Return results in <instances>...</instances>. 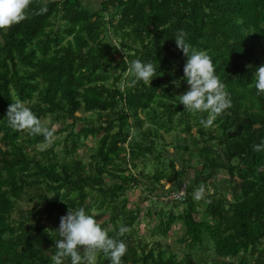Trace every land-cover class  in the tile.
Masks as SVG:
<instances>
[{
	"label": "trees",
	"instance_id": "1",
	"mask_svg": "<svg viewBox=\"0 0 264 264\" xmlns=\"http://www.w3.org/2000/svg\"><path fill=\"white\" fill-rule=\"evenodd\" d=\"M181 30L212 57L226 86L232 106L220 114L179 101L172 81L187 60L174 38ZM136 59L156 65L150 83H133ZM261 64L264 0H101L99 9L84 0H32L24 20L0 30V264H53L60 217L82 206L97 219L94 209L109 214L99 221L126 242L121 264H264V147H254L264 144V93L255 88ZM17 99L44 127L60 124L51 141L9 125ZM172 132L184 144L174 145L180 160L165 162ZM84 148L91 151L83 156ZM151 156L154 173L146 171ZM164 178L175 189L188 182L186 200L175 201L180 210L156 212L163 236L181 224L182 256L161 240L138 238L142 212L129 206V190L159 193ZM207 249L216 257L206 259ZM95 264L110 259L98 251Z\"/></svg>",
	"mask_w": 264,
	"mask_h": 264
},
{
	"label": "clouds",
	"instance_id": "2",
	"mask_svg": "<svg viewBox=\"0 0 264 264\" xmlns=\"http://www.w3.org/2000/svg\"><path fill=\"white\" fill-rule=\"evenodd\" d=\"M31 3L32 0H0V30L24 20ZM186 37L187 33L182 30L174 36L177 47L187 57L183 77L172 81L176 87H180L182 80L188 85L187 90L180 94L179 101L184 108L193 112L220 114L232 106L230 95L216 73L212 57L202 50L193 49ZM129 71L134 73L133 83L140 80L150 83L157 76L156 65L140 59L131 62ZM255 88L257 94L264 93V64L255 70ZM6 116L9 125L17 131L28 129L33 135L43 134L49 141L56 131L55 127H44L33 110L20 99L10 103ZM212 122V119L201 121L205 126ZM254 147L259 151L264 144ZM203 193L204 188L201 187L196 191L195 198L200 199ZM55 230L57 251L52 257L53 264H62L64 258L69 257L71 264H95L98 251L110 259V264H121L127 252L126 242L109 235V229L102 227L97 216L90 214L83 206L76 210L69 209L67 214L60 217L59 227ZM126 231L125 226H120L118 236ZM82 251L86 253L85 256L81 255Z\"/></svg>",
	"mask_w": 264,
	"mask_h": 264
},
{
	"label": "rangeland",
	"instance_id": "3",
	"mask_svg": "<svg viewBox=\"0 0 264 264\" xmlns=\"http://www.w3.org/2000/svg\"><path fill=\"white\" fill-rule=\"evenodd\" d=\"M84 2L86 5L94 8V9H99L101 0H84ZM122 53H124V51ZM187 88H188L187 83H181L180 87H176V89L179 90L181 94L184 91H186ZM78 114L80 116H82L83 118H91V117L96 118V116H97V115H93L92 113H86L83 111L79 112ZM45 122H48V123L51 122L50 118L45 119ZM53 127H55V129H58L60 127V124L54 123ZM195 132H196V130H195ZM178 134H179L178 132H172L171 134H166L165 141L167 142L166 144H168V145L166 146L165 150L163 149L164 144L162 145V142H164V141L159 140V144H160L159 147L161 150H164V155H165L164 159L166 160L165 162L169 161V156L176 157L179 159V156L181 155V151L178 149L176 150V148L174 146L180 142L182 144H184V140H179L180 137H177ZM58 137H60V139L62 138V136H60V135ZM88 144L93 146L95 144V142L93 139L89 138ZM194 146H195V144L193 145V147ZM61 147L62 146L59 145L57 147V149L60 150ZM90 151H91L90 149L84 148L81 151V155L84 156L85 154L89 153ZM153 158H154L153 156L149 157V160H151V161H148L147 167H146V171H149L151 173H154L156 170V167H157V164L153 163ZM193 164H197V160H194ZM179 165H180V167H183V163L181 161H180ZM142 169H143V161L140 162L139 167H138V169H136V171H140ZM217 174H218L217 177H218V179H220V181H222L224 179V176L226 175V174L224 175V173H222L220 171ZM153 182H155V180H153L152 182L149 181V183L152 186H154ZM156 188H158L159 193L152 194L144 186L135 187V188L128 191V195H129L130 200H131V204L129 206L133 207V208H135V206H138L142 212L141 217H140V225L139 226L137 225V227L139 229L138 238L141 237L142 239H146V240L150 241V243H154V241H156V240H161V242L164 246H165V244H167L171 248V250H175L176 252H178L182 256L183 255V248H182V244L179 243V240H178V237L181 236V233L183 231V229L180 227L181 224L180 223L174 224L172 227V230L169 232V235L167 237L161 235V233L158 230H156L157 225L159 223V219L156 217L157 210H161L163 208H165V210H167L168 212H170L171 210H174V208H177L180 210V208L176 206L175 201H172L169 199L166 200V198L170 195V193L172 191H174L175 188H177V182L168 181L166 178H164L163 180L158 182ZM210 191L212 192L213 188H211ZM224 191H226L227 194H230L229 191L227 190V188L224 189ZM19 206L27 209L29 207H33L34 204L28 203L27 201H22L19 204ZM94 212L99 215V219L101 221H107L109 218V214L106 213V211L100 212V211H96L94 209ZM149 213L151 214V216ZM205 254H206L205 258L208 260H211L214 257H216L213 250L207 249V252ZM202 255H204V254H202ZM232 262H236V261H232Z\"/></svg>",
	"mask_w": 264,
	"mask_h": 264
},
{
	"label": "built area",
	"instance_id": "4",
	"mask_svg": "<svg viewBox=\"0 0 264 264\" xmlns=\"http://www.w3.org/2000/svg\"><path fill=\"white\" fill-rule=\"evenodd\" d=\"M188 182H185L180 189H175L170 193L166 200L184 202L187 198Z\"/></svg>",
	"mask_w": 264,
	"mask_h": 264
}]
</instances>
